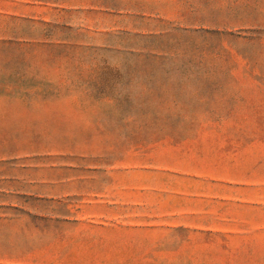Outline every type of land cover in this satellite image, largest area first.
Returning a JSON list of instances; mask_svg holds the SVG:
<instances>
[{
	"label": "rangeland",
	"instance_id": "1",
	"mask_svg": "<svg viewBox=\"0 0 264 264\" xmlns=\"http://www.w3.org/2000/svg\"><path fill=\"white\" fill-rule=\"evenodd\" d=\"M0 264H264V0H0Z\"/></svg>",
	"mask_w": 264,
	"mask_h": 264
}]
</instances>
